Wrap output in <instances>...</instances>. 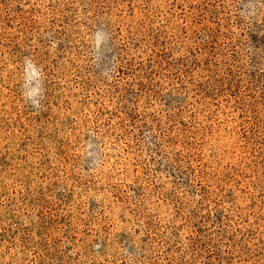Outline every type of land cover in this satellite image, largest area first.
I'll list each match as a JSON object with an SVG mask.
<instances>
[{"label": "rangeland", "instance_id": "obj_1", "mask_svg": "<svg viewBox=\"0 0 264 264\" xmlns=\"http://www.w3.org/2000/svg\"><path fill=\"white\" fill-rule=\"evenodd\" d=\"M0 264H264V0H0Z\"/></svg>", "mask_w": 264, "mask_h": 264}]
</instances>
